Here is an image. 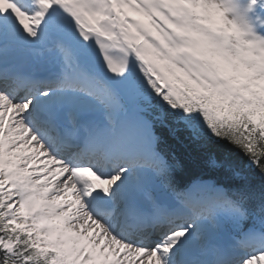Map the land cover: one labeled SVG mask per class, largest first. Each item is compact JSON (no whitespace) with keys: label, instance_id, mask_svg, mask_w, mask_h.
<instances>
[{"label":"snow or ice","instance_id":"obj_1","mask_svg":"<svg viewBox=\"0 0 264 264\" xmlns=\"http://www.w3.org/2000/svg\"><path fill=\"white\" fill-rule=\"evenodd\" d=\"M0 264H264V0H0Z\"/></svg>","mask_w":264,"mask_h":264}]
</instances>
